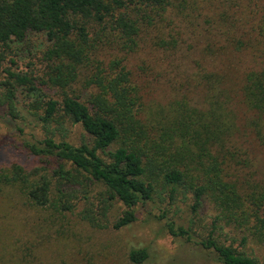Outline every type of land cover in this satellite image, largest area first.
Masks as SVG:
<instances>
[{
	"label": "trees",
	"instance_id": "obj_1",
	"mask_svg": "<svg viewBox=\"0 0 264 264\" xmlns=\"http://www.w3.org/2000/svg\"><path fill=\"white\" fill-rule=\"evenodd\" d=\"M225 1L236 9L250 2ZM184 3L198 0H0V107L21 131L20 121L34 118L44 137L24 139V147L57 164L0 169V264H35L38 244L47 239L40 220L73 212L82 199L93 203L92 185L102 189L101 215L88 207L82 217L95 227H127L138 206L156 198L190 199L193 219L204 206L213 210L211 229L198 244L217 263L262 264L249 246L264 247V178L245 141L264 146V66L249 68L237 84L196 60L200 102L183 92L158 103L144 101L126 64L142 33L161 29L168 14L183 16ZM259 20L254 38L256 27L247 38L227 33L256 59L264 53V13ZM158 38L161 46L178 43ZM110 49L124 54L109 57ZM28 57L39 59L42 74L29 72ZM78 125L86 136L74 143L68 137ZM115 202L124 210L109 222ZM28 207L37 215L33 223ZM194 223L172 220L166 227L191 241ZM128 254L135 264L150 257L146 247Z\"/></svg>",
	"mask_w": 264,
	"mask_h": 264
},
{
	"label": "rangeland",
	"instance_id": "obj_2",
	"mask_svg": "<svg viewBox=\"0 0 264 264\" xmlns=\"http://www.w3.org/2000/svg\"><path fill=\"white\" fill-rule=\"evenodd\" d=\"M207 1L198 0L196 6L184 3L186 8L181 9L183 16H177L176 12L168 14V20L157 24L161 29L156 27L142 33L139 48L127 55L128 68L135 80L143 86L144 101L165 103L176 95L188 92L196 102H200L202 97L200 89L196 88L193 72L197 61L229 74L231 81L237 84L249 68L264 66V53L256 59L249 49H237L234 36L231 39L228 35L243 34L247 38L248 31L256 27V31L250 36L254 38L259 33L256 23L260 22L259 18L264 13V0H250L248 4V1H245L244 6L239 9L232 6L234 3L230 4L225 0ZM249 11L253 14H248ZM158 37L167 40L175 37L178 43L176 46H161ZM109 51L112 53L109 57L113 54H124L116 49ZM31 61L34 66H30L29 72L42 74L43 66L37 57H28L24 64ZM2 77L3 73L0 72V80ZM237 108L241 110L238 103ZM33 120L28 116L26 125L20 121V126L24 128V131H21L19 124L8 119L0 107V169L7 168L14 162L28 169L47 167L50 170L56 167L55 162L50 163L34 156L24 147V139L33 141L34 136L44 137L41 125ZM85 136L86 132L78 125L72 128L68 139L80 143ZM258 143L247 138L245 146L252 153L259 175L264 178V146ZM88 189L93 203L87 204L86 200L82 199L73 212L56 214V218L48 222L40 220L43 225L42 235H46L47 239L38 244L36 252L39 257L35 264H38L39 260V264H135L129 259L128 253L132 248L142 247H146L150 254L144 264H220L216 262L214 254L198 244L201 236L211 229L213 210L209 205L201 208L193 219L190 199H177L170 204L167 199L161 201L156 198L155 201L139 205L137 220L127 227H95L87 219H83L82 212L89 207L94 215H101L102 189L96 185ZM4 208L0 199L2 215L5 214L1 212ZM27 210L33 223L36 212L29 207ZM123 210V205L115 202L108 212L109 222ZM43 213L47 216L50 214L47 210H43ZM172 220L186 225L194 220L193 240L188 241L171 235L166 225L167 221ZM105 223L101 221L102 225ZM17 224L20 225L19 222ZM227 230L231 232L230 228ZM32 235L36 236L31 232ZM249 252L264 264L263 246L252 244L249 246Z\"/></svg>",
	"mask_w": 264,
	"mask_h": 264
}]
</instances>
